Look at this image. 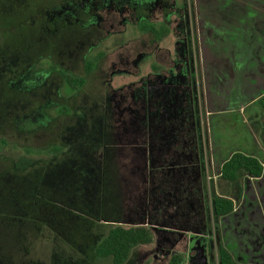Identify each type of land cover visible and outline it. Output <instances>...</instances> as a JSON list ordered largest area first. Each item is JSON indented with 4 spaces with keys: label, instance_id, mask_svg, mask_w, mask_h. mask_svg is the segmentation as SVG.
I'll use <instances>...</instances> for the list:
<instances>
[{
    "label": "rangeland",
    "instance_id": "374dc122",
    "mask_svg": "<svg viewBox=\"0 0 264 264\" xmlns=\"http://www.w3.org/2000/svg\"><path fill=\"white\" fill-rule=\"evenodd\" d=\"M81 1L52 10L49 49L40 52L47 43L29 30L0 53V99L5 90L13 98L0 104V137L7 140L0 154V264H112L93 248L116 224H145L155 234L125 264H168L175 253L185 264H218L212 199L224 193L237 208L223 220L227 246L240 262L264 264V179L241 193L238 184L219 180L210 160L217 131L206 115L195 0H142L139 18L129 2L111 8L101 0L96 9ZM145 22L167 26L169 34L158 41L141 28ZM90 59L96 61L87 72ZM60 71L87 82L73 90ZM256 108L251 125L246 118ZM234 118L223 134L251 139L250 129L264 146L263 106ZM164 123L171 135L163 150L156 140ZM195 132V156L178 159L176 142H194ZM52 146L60 150L35 152ZM37 199L46 204L35 209Z\"/></svg>",
    "mask_w": 264,
    "mask_h": 264
},
{
    "label": "crops",
    "instance_id": "0c3cea01",
    "mask_svg": "<svg viewBox=\"0 0 264 264\" xmlns=\"http://www.w3.org/2000/svg\"><path fill=\"white\" fill-rule=\"evenodd\" d=\"M195 14L198 36L201 37V67L206 88V115L211 128L218 132L213 133V141L209 143L210 160L215 163L216 173L219 176L222 164L233 152L241 150L257 155L262 154L260 150L264 149L250 129L251 139L241 134H239L240 138L236 135L235 139L223 134L226 129L228 130L227 126L236 121L234 117L246 113L257 104L263 106L260 100L264 97V0H195ZM258 109L251 110L249 118H246L251 125L258 121L256 118ZM254 117L255 120L252 119ZM176 143L179 145L176 147L178 159L195 156L193 141L187 140L185 145L179 140ZM183 146L188 149L186 155L183 154ZM256 146L258 150L260 149L258 153L249 151L252 147L257 148ZM253 179L262 181L264 173L259 178L245 180L242 186L238 184L239 192L242 193V189L243 192H247L250 189L247 183ZM231 185L234 186V184ZM190 187L193 188L191 183ZM254 190L256 191V187ZM243 206L248 208L247 210L254 207L253 204ZM254 209L259 211L257 208ZM194 210L192 204L190 211ZM236 211L235 203L232 213L223 217L220 222L221 236L234 257L233 251L226 244L223 220L235 215ZM194 216L191 213L186 218L190 221L189 219ZM256 219H259L258 215ZM238 232L241 234L240 231L236 234ZM245 235L242 233L241 237L246 238ZM191 240L192 238H189V246H191ZM172 243L175 241L173 240ZM235 259L239 261L236 257Z\"/></svg>",
    "mask_w": 264,
    "mask_h": 264
},
{
    "label": "trees",
    "instance_id": "16d2710c",
    "mask_svg": "<svg viewBox=\"0 0 264 264\" xmlns=\"http://www.w3.org/2000/svg\"><path fill=\"white\" fill-rule=\"evenodd\" d=\"M17 26L19 25L16 23L13 16L9 12L3 11L2 15H0L1 51L7 47L15 46L17 43L21 42V40H19L21 34L19 35L17 34V32H15V28ZM142 29L151 32L158 41L163 40L169 34L168 27L157 26L154 24H144L142 25ZM95 61L96 60L93 59L87 61V72H90L93 69ZM64 77L66 85L73 90L80 89L87 82V78L83 75L65 74ZM11 94L12 93L5 90V93L3 94V100L0 99V104L2 106L5 105L6 101L13 100ZM260 102L264 107V97L260 100ZM195 124H197V120H195ZM170 130L172 132L173 129L171 128ZM197 130L198 129H196V131ZM167 132L169 131L166 128V123H164L160 131V140H156V142H159L160 147L163 148V150L166 147L165 142L169 139V135H171V133ZM196 134L198 133H193L195 147L197 142ZM192 140L193 137L191 138V141ZM6 144L7 140L3 136L0 137V154L2 153V149ZM59 150L60 148L58 146H52L49 147V150L45 151V153L44 151L40 150L35 152L37 154L40 153L43 155H47L49 153H56ZM26 152L31 153V151L28 149L26 150ZM263 173L264 162L261 153L256 155L238 150L233 152V154L222 164L219 173V180L227 185L236 183L242 186L245 180L249 178H259L263 175ZM36 203L42 205L40 207H43L46 204L44 200L37 199L34 203L35 209ZM234 206L235 203L233 199L226 193H224L223 195L216 194L212 199L213 214L216 222L215 241L217 243L218 264H252L241 263L237 261L232 252L226 247L224 239L221 236V219L232 213V211L234 210ZM154 238L155 234L153 230L145 224H116L113 225L106 234L98 238L93 248V254L99 259H109L112 264H125L130 258V255L133 253L134 249L139 246H146L151 244L154 241ZM168 264H185V256L180 253H175L169 258Z\"/></svg>",
    "mask_w": 264,
    "mask_h": 264
},
{
    "label": "flooded vegetation",
    "instance_id": "af4514ba",
    "mask_svg": "<svg viewBox=\"0 0 264 264\" xmlns=\"http://www.w3.org/2000/svg\"><path fill=\"white\" fill-rule=\"evenodd\" d=\"M81 0H0V15H2L3 11L9 12L13 18L15 19L16 23L19 25L15 28V32L17 34H21L19 40L23 42L24 36L29 30H32V33H37V39H41L43 43H47L49 41L48 36L46 34H49L48 32L51 31L50 25V16L52 13V10L54 8L62 7L67 5L68 3H76L79 5V2ZM111 2L110 6L113 8L116 4L117 7L121 6L123 2H129L133 9L137 10L138 18L142 16L141 7H137L140 3H143L142 0H108ZM159 1V0H155ZM91 2L96 3V9H98L99 4H101V0H91ZM150 3V2H149ZM82 4V1L80 2ZM111 8H104V10H110ZM139 9V10H138ZM143 9V8H142ZM94 13V11H92ZM22 20H27V27L20 26ZM80 18H76V25L81 29L82 24L79 23ZM101 21V20H100ZM54 25H57L60 23V20H57L54 22ZM99 23V22H98ZM153 24L151 22H145L141 24ZM155 25V24H154ZM100 26V25H99ZM167 27V26H163ZM44 35V37H41L40 35ZM45 45V44H44ZM48 45V46H47ZM44 48L40 49L41 51H44V49L50 48V45L47 43ZM1 46V43H0ZM41 47V46H40ZM38 49V48H37ZM1 53V49H0ZM60 76L63 80H65V72L60 71Z\"/></svg>",
    "mask_w": 264,
    "mask_h": 264
}]
</instances>
